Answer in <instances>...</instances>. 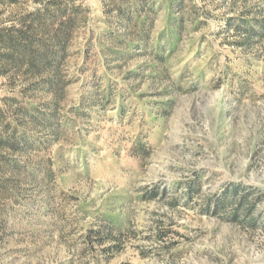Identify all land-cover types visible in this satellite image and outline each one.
<instances>
[{
    "label": "rangeland",
    "instance_id": "rangeland-1",
    "mask_svg": "<svg viewBox=\"0 0 264 264\" xmlns=\"http://www.w3.org/2000/svg\"><path fill=\"white\" fill-rule=\"evenodd\" d=\"M0 108V264H264V0H0Z\"/></svg>",
    "mask_w": 264,
    "mask_h": 264
},
{
    "label": "trees",
    "instance_id": "trees-1",
    "mask_svg": "<svg viewBox=\"0 0 264 264\" xmlns=\"http://www.w3.org/2000/svg\"><path fill=\"white\" fill-rule=\"evenodd\" d=\"M54 2V1H53ZM50 5H52V6H54L53 4H52V2L47 6V9H46V11H48L49 9H50ZM51 6V7H52ZM56 7L58 8L57 10L59 11V12H61V13H63L64 12V9H62V8H60V6L59 5H56ZM55 7V8H56ZM63 24H65V25H63ZM62 25H61V34H59V40L57 41V43H56V45H57V47H58V50L56 51V53H55V55H54V60L53 59H49L48 60V62L49 63H52V62H54L55 60L56 61H58V62H60V60H61V58L64 56V53H65V50H66V42H67V40H68V36H69V21L68 22H64ZM31 27V26H30ZM26 38H29V40H31L30 39V37H26ZM41 45H42V47H44L45 48V43L44 42H41ZM24 46V45H23ZM27 47H30L29 45H27ZM0 126H3V122H2V109L0 108ZM5 129H4V131H8V125H6V127H4ZM2 134L0 133V143H1V147H5L4 146V143L5 142H7L10 146H11V148L14 150V151H16L17 149H18V146H17V139L16 138H12V140H8V139H5L6 141H3V139L1 138L2 136H1ZM0 152H1V150H0ZM232 190H234V193L236 192V190H237V187L236 186H234L233 188H232ZM229 193H230V191H229ZM229 196H228V194H227V196H226V198L224 199V201L221 203V205L222 204H225L226 202L227 203H229ZM245 200V199H244ZM220 206V205H219ZM248 211H249V209H247Z\"/></svg>",
    "mask_w": 264,
    "mask_h": 264
}]
</instances>
